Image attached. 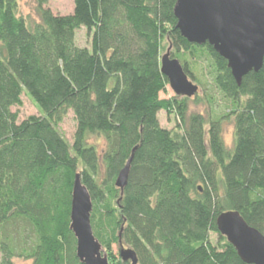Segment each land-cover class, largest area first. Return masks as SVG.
Listing matches in <instances>:
<instances>
[{
	"label": "trees",
	"instance_id": "1",
	"mask_svg": "<svg viewBox=\"0 0 264 264\" xmlns=\"http://www.w3.org/2000/svg\"><path fill=\"white\" fill-rule=\"evenodd\" d=\"M23 1L0 0V264H82L77 175L110 264H132L120 239L138 264H247L216 221L236 211L264 236V63L238 85L212 46L182 36L178 0H29L37 22ZM169 49L211 60L227 114L174 94Z\"/></svg>",
	"mask_w": 264,
	"mask_h": 264
},
{
	"label": "water",
	"instance_id": "2",
	"mask_svg": "<svg viewBox=\"0 0 264 264\" xmlns=\"http://www.w3.org/2000/svg\"><path fill=\"white\" fill-rule=\"evenodd\" d=\"M177 28L190 43L209 44L224 59L238 85L250 72H258L264 63V0H178L175 8ZM161 72L176 96L192 99L199 94L184 66L172 58L171 49L163 55ZM120 172L116 187L124 191L131 162ZM93 201L80 175L74 181L71 199L70 230L77 242L82 264H110L102 243L96 238L91 216ZM221 234L247 264H264V236L250 227L239 212L229 211L217 218ZM122 262L138 264L136 253L125 248L120 239Z\"/></svg>",
	"mask_w": 264,
	"mask_h": 264
},
{
	"label": "rangeland",
	"instance_id": "3",
	"mask_svg": "<svg viewBox=\"0 0 264 264\" xmlns=\"http://www.w3.org/2000/svg\"><path fill=\"white\" fill-rule=\"evenodd\" d=\"M23 10L26 15L30 17V20L37 22V15L35 12L34 4L29 0H24L22 4ZM183 66L190 67L194 75V84L199 86V98L204 100V104H200L198 108L201 113H210L213 119H217L222 115L227 114L231 109V104L224 99L219 93L214 84L215 70L212 66V62L207 56H203L198 52L197 57L185 56L181 59H177ZM224 138L229 146L233 143V128L226 126ZM94 232L98 230L96 226L93 227ZM104 233L100 237V242L104 240ZM16 264H31L29 261L16 259Z\"/></svg>",
	"mask_w": 264,
	"mask_h": 264
}]
</instances>
